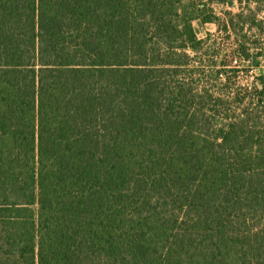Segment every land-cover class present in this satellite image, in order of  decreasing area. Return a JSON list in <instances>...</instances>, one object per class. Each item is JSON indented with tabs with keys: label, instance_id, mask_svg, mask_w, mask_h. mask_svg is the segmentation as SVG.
<instances>
[{
	"label": "trees",
	"instance_id": "obj_1",
	"mask_svg": "<svg viewBox=\"0 0 264 264\" xmlns=\"http://www.w3.org/2000/svg\"><path fill=\"white\" fill-rule=\"evenodd\" d=\"M0 264H264V0H0Z\"/></svg>",
	"mask_w": 264,
	"mask_h": 264
},
{
	"label": "rangeland",
	"instance_id": "obj_2",
	"mask_svg": "<svg viewBox=\"0 0 264 264\" xmlns=\"http://www.w3.org/2000/svg\"><path fill=\"white\" fill-rule=\"evenodd\" d=\"M222 7H218V13L221 14L222 12ZM195 27L197 29L198 32V36L200 38H205L207 36L208 33H210L212 35V42L214 47H216V49H218V52L216 53L215 56H235L234 55V44L231 40H228L223 33H219L218 29L215 25H206V26H200L198 24H195ZM235 63H233L234 65ZM243 74V79L242 82L243 84H247L250 83L253 80V73L252 72H246V71H242Z\"/></svg>",
	"mask_w": 264,
	"mask_h": 264
}]
</instances>
